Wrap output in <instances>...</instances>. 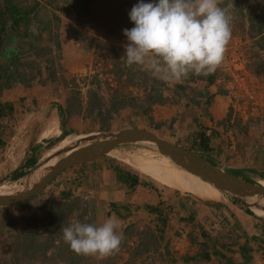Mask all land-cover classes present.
Masks as SVG:
<instances>
[{
    "label": "rangeland",
    "instance_id": "374dc122",
    "mask_svg": "<svg viewBox=\"0 0 264 264\" xmlns=\"http://www.w3.org/2000/svg\"><path fill=\"white\" fill-rule=\"evenodd\" d=\"M89 1H93L92 5L86 8ZM139 2L0 0V27L6 25V33H1L0 39V103L14 107L10 114L5 107L8 114L0 125V135L6 142L0 148V186L15 182L12 177L20 168L25 172L33 169L25 168L30 158L37 159L36 165L42 163L43 156L47 157L58 138L72 132L84 138L92 133L131 128L150 130L157 135L160 131L167 141L218 161L222 152L220 143L229 136L224 131L223 135L216 130L208 133L202 120L207 116L204 111L214 101L213 96H225L222 73L215 72L212 84L196 80L198 76L192 74L181 83H165L140 66L128 67L124 57V45L128 41L123 30L134 27L129 12ZM229 3L233 5L229 10L230 26L233 37L237 38L228 43L225 54L237 53L248 61L250 70L264 74V0H222L218 6L226 7ZM12 6L19 8L21 16L29 11L26 21L16 23L18 16ZM244 42L248 48L245 52L240 51ZM201 97L206 102L197 104ZM194 111L199 113L198 125ZM64 118L66 124H62ZM53 121L62 136L43 138ZM115 150L162 157L140 144L121 145ZM100 160L131 171L149 189L167 198L181 194L198 202L233 204L226 194L219 200H206L201 198L202 190L199 196L186 193L191 184L193 187L196 183L203 184L202 189L211 184L200 182L199 176L173 164L171 170L178 172L183 181L182 192L162 184L157 186L138 174L154 178L153 174L166 171L168 166H147L151 168L146 172V168L128 166L110 155ZM225 171L235 175L234 170ZM247 172L242 175L253 181L260 180L257 173ZM46 195L47 192L41 191L20 205L0 208V264H177L171 260H180L183 264L181 261L190 256V250L180 254L181 250H187L183 244L177 252L173 243L166 248L156 233H160L159 229L147 224L153 221L138 216L140 207L124 210V215L134 218L129 222L121 218L125 233L119 251L103 258L78 255L63 241L60 231L72 221L67 215L75 209V202L58 201L63 195L44 201ZM73 220L81 221V218ZM140 220L147 226L135 231L131 226ZM160 225V229L165 226ZM216 259L222 263L220 258ZM255 262L264 264V252Z\"/></svg>",
    "mask_w": 264,
    "mask_h": 264
},
{
    "label": "crops",
    "instance_id": "0c3cea01",
    "mask_svg": "<svg viewBox=\"0 0 264 264\" xmlns=\"http://www.w3.org/2000/svg\"><path fill=\"white\" fill-rule=\"evenodd\" d=\"M251 71L259 82H262L264 74ZM212 99L214 101L206 110L207 116L202 122L208 127V131L216 130L222 135L224 131L229 136L220 143L219 148L222 152L216 162L226 169L236 171L238 175L253 170L263 178L264 128L253 130L246 122L240 120L233 123L228 99L217 94ZM198 114L194 111L195 120ZM198 124L199 120L196 125ZM0 137L2 138L1 135ZM100 159L59 174L54 179V184H50L42 191L47 192L44 201L63 195L57 200L65 201V204L66 201L76 204L75 209L68 211L67 216H71L72 220L78 217L81 218V222L97 225L112 216L117 217L120 223L121 218L129 222L134 217L124 215V210L140 207L138 216L143 215L153 221V224L149 221L147 224L159 229L160 233H156L159 234L160 242L163 240L166 248L171 247L173 243L175 250H180L183 244L187 250L184 252L181 250L180 254L191 251L189 258L181 261L184 262L183 264H194L201 258L203 259L195 264H209V262L219 264L216 258H220L221 264H256L259 254L264 252V218L250 215L244 210L245 207L227 202L193 201L181 194L168 196L171 198L168 200L164 194H158L157 191L142 184L132 189L129 184L121 181L120 173L135 174L124 168L112 167L111 164ZM212 160L215 161L214 158ZM153 176L152 179L158 184L182 192L183 184L166 171H157ZM61 179L63 183L56 182ZM139 180L140 183L143 182L140 178ZM199 181L208 183L202 178ZM196 185L195 187L189 185L186 193L199 196V191L202 190L201 198L206 200H219L223 197L212 184L207 185L206 189H202L203 184L196 183ZM135 218L139 220L140 217ZM147 224L140 220L131 227L139 231L145 229ZM160 224L165 225L164 228L160 229ZM119 231L123 236L125 228L121 226ZM129 233L132 235L133 231L130 230ZM179 239H183L182 243ZM206 255L210 257L209 260L205 259ZM248 260H251V263H247ZM173 262L180 264V260Z\"/></svg>",
    "mask_w": 264,
    "mask_h": 264
},
{
    "label": "clouds",
    "instance_id": "9594fccd",
    "mask_svg": "<svg viewBox=\"0 0 264 264\" xmlns=\"http://www.w3.org/2000/svg\"><path fill=\"white\" fill-rule=\"evenodd\" d=\"M220 3L222 0H153L148 3L140 0L129 12L134 27L123 30L128 41L124 45L125 63L128 67L140 66L150 72L154 78L165 83H181L190 74L196 76L211 74L213 83L216 79L214 74L219 71L223 76L224 93L229 101L232 122L240 120L250 126L234 109L232 102L237 94L230 92L231 78L220 68L228 43L233 38H237L233 37L230 26L232 17L229 10L233 5L229 3L226 7H220L218 6ZM244 43L246 47L241 45V49L247 51V42ZM248 70L257 78L249 68ZM200 81L208 82L207 80ZM211 82L208 83L212 84ZM259 83H264V77ZM203 99V97L200 100L197 99L196 103H205ZM259 129L262 128L259 127ZM208 133L212 132L208 131ZM202 157L219 167L212 158ZM219 168L226 172V168ZM234 172L235 175H230L257 185H262L260 181L264 180L260 178L259 181H253L249 177ZM230 199L234 205H245L252 210L253 206H249L242 200L233 197ZM235 200L241 202H234ZM251 212L254 214L252 216L264 218L257 216L253 210ZM120 228L119 219L112 216L99 225L72 220L68 226H62L60 231L63 233V241L76 254L103 258L119 251L123 239Z\"/></svg>",
    "mask_w": 264,
    "mask_h": 264
},
{
    "label": "water",
    "instance_id": "95a60500",
    "mask_svg": "<svg viewBox=\"0 0 264 264\" xmlns=\"http://www.w3.org/2000/svg\"><path fill=\"white\" fill-rule=\"evenodd\" d=\"M127 144H140L172 156L180 167L212 183L220 192L240 199L249 206L253 205L252 200L264 201L263 185L232 176L199 154L161 139L152 131L131 128L118 132L93 133L76 142L64 153L55 154L56 157H61L55 165H47L52 159L35 165L33 169L13 182L18 185L16 190L0 193V208L14 207L28 201L47 188L62 172L94 162L119 146Z\"/></svg>",
    "mask_w": 264,
    "mask_h": 264
},
{
    "label": "built area",
    "instance_id": "2783aa9c",
    "mask_svg": "<svg viewBox=\"0 0 264 264\" xmlns=\"http://www.w3.org/2000/svg\"><path fill=\"white\" fill-rule=\"evenodd\" d=\"M240 51L245 52L240 49ZM248 61L240 55L224 54L220 65L230 80V92L237 94L234 97V109L247 121L253 129L264 128V83L248 70ZM183 239H179L181 242Z\"/></svg>",
    "mask_w": 264,
    "mask_h": 264
},
{
    "label": "bare ground",
    "instance_id": "6f19581e",
    "mask_svg": "<svg viewBox=\"0 0 264 264\" xmlns=\"http://www.w3.org/2000/svg\"><path fill=\"white\" fill-rule=\"evenodd\" d=\"M92 134H90V135H92ZM90 135L85 136L83 138V136L73 134V132H72L70 134H67L62 139L58 138L57 143L52 148L49 149V152L47 153V157L45 156L42 158V162H44L47 159H52L47 165L48 166L55 165L61 159L60 156L56 157L55 154L64 153L66 149H69L70 147H72L76 142H78L79 140L85 139V138L89 137ZM51 136H57V137L62 136L61 131L59 130V128H57V125L55 124V121H53L51 123V126L43 134V138H48ZM153 150H155V149H153ZM155 151H157V150H155ZM157 152L162 154V157H158L156 155L143 154V153H139V152L122 153L121 151H118V150H112L108 153V155H110L111 157L116 158L117 160H119L123 163H126L130 166H146V167L152 166V165L153 166H158V165L162 166L161 165L162 163H168V162L173 164V165L179 166L177 163L174 162L172 156H169V155L164 154V153L159 152V151H157ZM63 156H65V155H63ZM183 170H185V169H183ZM185 171H187V170H185ZM188 172H190V171H188ZM190 173H192V172H190ZM196 176H198V175H196ZM206 182H208V181H206ZM260 183L264 186V180H261ZM210 184H212V183H210ZM17 188H18V185L16 183H11L8 185H2V186H0V193H7L10 191H14ZM214 188H216V187L214 186ZM220 194L222 195V192H220ZM252 202H254L252 205L253 206L252 210L254 211V213L259 217H264V201L263 202H256L255 200H252Z\"/></svg>",
    "mask_w": 264,
    "mask_h": 264
},
{
    "label": "trees",
    "instance_id": "16d2710c",
    "mask_svg": "<svg viewBox=\"0 0 264 264\" xmlns=\"http://www.w3.org/2000/svg\"><path fill=\"white\" fill-rule=\"evenodd\" d=\"M92 2L93 1H89V2H86V8L87 7H89V6H91L92 5ZM12 9H13V11H14V13H16V16H18V17H16L15 19V21H16V23H20L22 20L24 21H26V16H28V14H29V11H25V12H23V14H25L24 16H21L20 14H21V11L19 10V8L17 7V6H12ZM0 17H1V14H0ZM1 33H6V25L5 24H2L1 25V27H0V39H2L3 37H1ZM2 42V41H1ZM211 74H209V75H207V76H203V75H201V76H198L197 78H195L196 80H207L209 83L213 80V79H211ZM7 106V110L9 111V114L10 113H13V111H14V107L12 106V105H9V104H7V105H4V104H1L0 103V125H1V120L4 118V117H6V115L8 114V113H6V107ZM158 136L160 137V138H162V139H165L166 140V137H165V134H162L160 131H158ZM204 136H202V138H203ZM5 144H6V142L0 137V148H2V147H4L5 146ZM52 148V147H51ZM36 163H37V159L36 158H30L28 161H26V163H25V168H32V167H34L35 165H36ZM123 163V162H122ZM124 164H126V163H124ZM126 165H128V164H126ZM162 166L163 165H165V166H168L167 167V170H166V172L168 173V174H171V175H173V176H177V180L182 184L183 183V181H182V178H181V176L179 175V173L177 172V173H174L171 169H172V165H171V163H162L161 164ZM128 166H130V165H128ZM142 169H144V168H146V166H140ZM132 168V167H131ZM147 170H148V168H146V172H147ZM138 172V171H137ZM26 172L23 170V169H21L20 168V170H18V171H16V172H14V175H13V179L12 180H17V179H19L20 177H22L24 174H25ZM138 174L143 178V179H145V180H149V181H152V182H154L157 186H159L160 184H158L156 181H154L152 178H150V177H148V176H145V175H143V174H141L140 172H138ZM264 178V177H263ZM120 179H121V181L122 182H124V183H126V184H129L130 185V187L132 188V189H134L137 185H139V184H142V185H144V186H147V185H145L143 182L142 183H140V180H139V177H138V175H132V174H130V173H128V174H123V173H120ZM234 202H241V201H238V200H235ZM248 213L249 214H251V215H254L253 214V212H251L250 210L248 211ZM162 233V232H161ZM170 253H169V251L167 250V252H166V255L168 256ZM205 259L206 260H209L210 259V257L209 256H205ZM186 261V260H185Z\"/></svg>",
    "mask_w": 264,
    "mask_h": 264
},
{
    "label": "flooded vegetation",
    "instance_id": "af4514ba",
    "mask_svg": "<svg viewBox=\"0 0 264 264\" xmlns=\"http://www.w3.org/2000/svg\"><path fill=\"white\" fill-rule=\"evenodd\" d=\"M62 124H66V123H65V118L62 120ZM64 136H65V135H64ZM64 136H63V137H64Z\"/></svg>",
    "mask_w": 264,
    "mask_h": 264
}]
</instances>
